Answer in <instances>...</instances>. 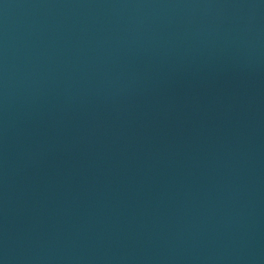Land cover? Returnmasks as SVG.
I'll return each instance as SVG.
<instances>
[{"label": "water", "instance_id": "1", "mask_svg": "<svg viewBox=\"0 0 264 264\" xmlns=\"http://www.w3.org/2000/svg\"><path fill=\"white\" fill-rule=\"evenodd\" d=\"M0 264H264V0H0Z\"/></svg>", "mask_w": 264, "mask_h": 264}]
</instances>
